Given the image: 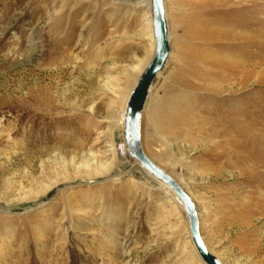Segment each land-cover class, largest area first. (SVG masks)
<instances>
[{
  "label": "rangeland",
  "instance_id": "374dc122",
  "mask_svg": "<svg viewBox=\"0 0 264 264\" xmlns=\"http://www.w3.org/2000/svg\"><path fill=\"white\" fill-rule=\"evenodd\" d=\"M135 2L0 0V264H201L110 125L142 58ZM163 3L143 150L193 200L213 255L264 264V0Z\"/></svg>",
  "mask_w": 264,
  "mask_h": 264
},
{
  "label": "water",
  "instance_id": "95a60500",
  "mask_svg": "<svg viewBox=\"0 0 264 264\" xmlns=\"http://www.w3.org/2000/svg\"><path fill=\"white\" fill-rule=\"evenodd\" d=\"M152 21L154 38L156 41L155 51L144 71L140 75L137 84L133 88L125 108L123 125V140L126 153L129 157L138 161L141 167L153 178L166 184L181 201L188 218L191 242L199 257L205 264H221L219 260L205 248L200 234L199 221L195 205L183 189L165 172L159 169L144 153L140 143L139 118L151 84L157 73L163 68L169 54L167 41V29L163 16L161 0H151Z\"/></svg>",
  "mask_w": 264,
  "mask_h": 264
},
{
  "label": "bare ground",
  "instance_id": "6f19581e",
  "mask_svg": "<svg viewBox=\"0 0 264 264\" xmlns=\"http://www.w3.org/2000/svg\"><path fill=\"white\" fill-rule=\"evenodd\" d=\"M146 1V2H145ZM162 1V6H163V16H164V20H165V26H166V29H167V41H168V45H169V36H168V23H167V17H166V14H165V5L163 3V0ZM142 3H145L148 5V8H149V12H150V15L148 18V22L146 24V26H143L140 30L137 31V34H135L138 38L140 37L141 40L139 39L140 41V46H141V49H142V58H137L136 57V66L133 68V71H129L128 72V75L125 79V82H123V87H122V98H121V101L119 100V102H117L118 104L120 103L121 106H119V109L117 111H115V114L112 116V118L110 119L111 122H110V125L111 127L113 128H120L121 132H120V135L122 133V140H123V125H124V117H125V108H126V103L128 101V98L133 90V88L135 87V85L137 84V81L140 77V75L142 74V72L144 71L145 67L147 66L148 62L150 61V59L152 58L153 56V53L155 51V44H156V41H155V38H154V28H153V21H152V8H151V0H136L135 4H142ZM231 11V9H227L225 12L227 13L226 16H224L225 18L229 17V12ZM242 23V22H240ZM147 35V39L148 42L146 43H142V41H145V40H142L143 37ZM170 51V50H169ZM169 58V54H168V57L165 61V64L163 66V68L165 67L166 63H167V60ZM163 68L161 69V71L163 70ZM132 69V68H131ZM160 71V72H161ZM159 72V73H160ZM157 73V75L159 74ZM156 75V77H157ZM155 77V79H156ZM155 82V80H154ZM154 82L151 84L150 88H149V91H148V94H147V98L144 102V105H143V108L141 110V113H140V118H139V132H140V143H141V147H142V141H141V115L145 109V106H146V103H147V100H148V97L150 95V91H151V88L154 84ZM120 86V84H119ZM121 91V90H120ZM114 93V92H113ZM124 103V104H123ZM120 151L121 153L123 154V156H125V154L127 155L126 153V148H125V144H124V140L122 141V145H120ZM143 149V147H142ZM144 151V150H143ZM111 153H112V156L114 157L116 155V152H115V147L114 145L111 146ZM145 153V152H144ZM128 156V155H127ZM147 156V155H146ZM129 157V156H128ZM148 157V156H147ZM131 158L136 164L139 165V167L142 169V171L145 172L146 175H148L151 180H153V182H155L157 185H159V188H160V191L162 193V196L163 198L166 200V203L167 205H169V214H171L172 212H176L175 215H179L181 216L183 220V230H184V233L188 236L189 238V247L191 249V252L193 254H195V256L200 260V263L201 264H205L201 258L199 257L193 243L191 242V235H190V230H189V223H188V218H187V215L184 211V208H183V205L181 203V201L179 200V198L176 196V194L164 183H162L161 181H159L158 179L156 178H153L151 177L144 169L143 167L140 166V164L138 163L137 160H135L134 158L132 157H129ZM149 160H151L154 164L155 162L150 158L148 157ZM159 169H161L163 172H165L163 170V168H161L160 166H158L157 164H155ZM107 167L108 165L106 164H97V167L95 168V172H90L89 175H104L106 174V171H107ZM90 171V170H89ZM166 173V172H165ZM167 174V173H166ZM169 175V174H167ZM170 176V175H169ZM171 177V176H170ZM114 181H116V179L118 178V176H113L112 177ZM178 185L179 183L173 178L171 177ZM180 186V185H179ZM181 187V186H180ZM182 188V187H181ZM183 189V188H182ZM183 191L185 192V190L183 189ZM186 193V192H185ZM187 194V193H186ZM188 195V194H187ZM189 196V195H188ZM190 197V196H189ZM191 198V197H190ZM192 200V199H191ZM193 201V200H192ZM165 203V204H166ZM194 203V202H193ZM163 205V204H162ZM195 205V203H194ZM195 209H196V206H195ZM196 212H197V209H196ZM174 214V213H173ZM172 215V214H171ZM176 217V216H175ZM179 218V217H178ZM197 218H198V221H199V214L197 212ZM177 219V218H176ZM199 234H200V222H199ZM200 237H201V240L205 246V248L208 250L209 253H211L209 251V249L207 248V246L205 245L203 239H202V236L200 234ZM212 254V253H211ZM213 255V254H212ZM215 256V255H214ZM216 257V256H215ZM217 258V257H216ZM218 259V258H217ZM219 260V259H218ZM219 262L221 264H223L220 260Z\"/></svg>",
  "mask_w": 264,
  "mask_h": 264
}]
</instances>
